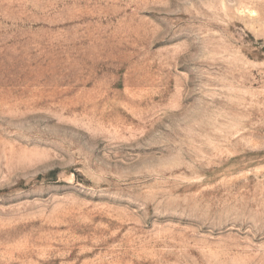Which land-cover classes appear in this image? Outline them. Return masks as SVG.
I'll use <instances>...</instances> for the list:
<instances>
[{"label": "rangeland", "instance_id": "obj_1", "mask_svg": "<svg viewBox=\"0 0 264 264\" xmlns=\"http://www.w3.org/2000/svg\"><path fill=\"white\" fill-rule=\"evenodd\" d=\"M0 264H264V0H0Z\"/></svg>", "mask_w": 264, "mask_h": 264}]
</instances>
